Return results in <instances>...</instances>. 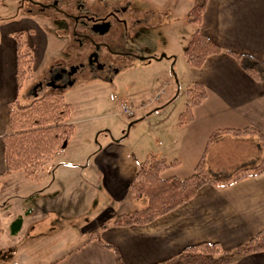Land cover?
<instances>
[{"label":"crops","instance_id":"1","mask_svg":"<svg viewBox=\"0 0 264 264\" xmlns=\"http://www.w3.org/2000/svg\"><path fill=\"white\" fill-rule=\"evenodd\" d=\"M52 1L54 0H49L46 5ZM56 1L57 8L41 7L35 3V11L27 7L22 12L18 8L13 16L0 18V177L13 174L4 172L2 136L8 132L9 103L15 99L21 102L19 92L22 88L17 90L16 42L13 33L19 30L27 33V44L33 52L32 73L37 59L49 51V34L60 41L61 50L55 53L56 56H61L66 51V41L74 45L70 34L74 21L60 10L72 14L74 8L60 0ZM190 7L191 3L189 9ZM199 28L222 51L207 56L198 67L189 66L185 57V61L181 59L173 72L178 90L164 106L160 105L161 96L165 92L163 88L158 91L157 85L168 70L160 65V61L165 59L173 60L174 64L178 62L179 57L174 56L177 51L175 48H160V51H164V57L156 59L159 60V65L150 70L151 76L144 81L143 88L138 89L135 81L124 78L119 80L117 86L121 91L115 105L123 100L144 102L155 91L159 92L157 111L152 114L143 111L140 114L142 117L130 125L131 128L137 125L142 127V132L138 135V147L116 144L114 139H108L103 145L84 152L89 157L86 163L68 162L64 165L53 162L60 153L58 151L44 165L42 171L67 172L71 177L73 188L69 189L72 191L66 188L70 183L69 179L60 176L56 178L55 174L51 182L57 184L59 196L53 202L47 201L42 205L40 192H30L21 198L25 205L22 208L23 215H16V212L6 213L9 207L8 196L0 195V251L7 250L9 254L14 252V241L18 233L23 228L30 229L34 226L32 220H27L28 217L39 213L52 214L54 212L51 209L63 207L61 204L77 209L86 199V192L82 191V187L89 185L94 196V187L100 184L108 196V206L104 213L91 225L87 224L84 240L45 264H119L113 251L103 247L97 240L90 239V233L103 222L146 205L144 197L134 198L129 192V183L139 164L146 158L153 155L169 163V167L161 173L163 176L185 177L193 172L199 158L204 154L207 174L220 180L229 179L244 169H252L261 162L263 144L257 134L220 133L211 139L210 136L219 129L242 128L248 125L264 136V80L251 78L230 53L252 55L264 64V0H207ZM120 33L121 29L118 36H114L115 41L120 39ZM191 33L192 30L187 29L173 43H178L183 49ZM124 60L126 64L120 72L129 66L127 58ZM193 82L204 86L205 98L193 106L191 120L179 123V114L185 107L186 89ZM40 86L44 85L39 83L30 91L24 92L23 96L30 101L48 90ZM182 93L184 98L178 103ZM138 94L145 97L138 100ZM41 172L32 178L24 174L23 176L34 180ZM66 192H72L67 201L63 198ZM127 205H132V210L126 211ZM41 206L44 212L39 210ZM18 216L22 218L20 228L12 232V222ZM62 225H56L55 228ZM262 230L264 171L227 186L203 184L190 200L149 223L108 225L99 234L105 243L116 248L123 264H157L176 255L183 248L200 242L218 243L224 249H232ZM5 242L8 243L4 245ZM233 264H264V252L235 256Z\"/></svg>","mask_w":264,"mask_h":264},{"label":"rangeland","instance_id":"2","mask_svg":"<svg viewBox=\"0 0 264 264\" xmlns=\"http://www.w3.org/2000/svg\"><path fill=\"white\" fill-rule=\"evenodd\" d=\"M60 1L71 7L78 0ZM47 2L49 0H0V18L13 16L18 8L22 9V12H25L27 7L35 11L36 6L32 3L46 4ZM79 2L85 8H90L93 11L122 13L124 17H128L130 13L134 17H139L140 23L133 27L134 34L132 36L122 34V49L126 48L130 50L133 46L135 52L138 51L147 55L151 54L154 57L144 59L128 58L129 66L127 69L122 70L118 74L111 75L112 81L102 79L104 73L99 74L101 76L98 78L97 76L94 77V74L93 76L90 75V72L87 71L86 74L76 73L70 82H64L61 85L60 90L65 100L71 105L68 121L74 125L71 138L64 148L59 151L60 153L55 156L53 161L56 164L61 162L62 165L68 164V162L86 163L89 157L85 156L84 152L103 145L105 140L108 139H114V143L116 144L138 147V135L142 132V127L135 124L137 126L131 128L130 125L133 121L142 117L140 114L144 112L152 114L157 111L159 97L157 98L156 96L159 90L163 88L165 92L161 96L162 104L160 106L167 104L172 94L177 92L178 88L175 85V79H173V72H175L176 66L181 59L185 61L183 54L184 47L182 49L181 45L179 46L178 43L174 44L173 42L174 39H177L176 37L183 35L187 29H191L192 31L194 29V25L190 22L188 14L190 0H79ZM124 5H129L127 11ZM110 20H112V27L108 36H118L120 26L114 22L112 17ZM44 30L49 34L46 29ZM47 37H50L48 41L49 49H47L49 51L44 52V55L37 59L34 73L23 84L19 92V100L21 102H28V99L23 96L24 92L30 91L32 87H35L39 83L44 85L40 87H46L49 90L45 82L58 69L57 65L60 61L57 60L60 58V55L56 56L55 52L61 50V43L53 35L50 36L49 34ZM169 46L177 50L174 56H178L179 59L175 64L172 63L173 60L162 59L160 61V65L165 66L168 72L162 78L163 80L158 83V91H155L144 102L133 103L123 100L120 103L117 102L115 105L119 91H121L120 87L117 86L119 80L124 78L132 82L135 81L138 84L136 86L138 89L143 88L145 85L144 81L151 76L150 70L152 68L155 69L159 65V60L156 61V59L164 53L163 50L160 51V48H168ZM64 47L66 51H70L69 61L66 63L74 62L73 56L74 52H76V47L70 45L68 41H66ZM114 48L120 49L119 43L115 44ZM144 97L145 95H137L138 100ZM183 98L184 94L182 93L178 103H181ZM122 105H126L130 110H133L131 117L135 116V118L127 117L128 115L123 111ZM55 174L57 175L56 178L60 176L69 179L70 183L66 188L72 191V189H69L73 188L70 180L71 177L67 172L60 171L56 173L55 170L54 173L53 170L46 173L42 171L34 180L26 179L22 171L13 172L11 176L0 177V195L8 196L7 204L9 207L6 213L13 214L16 212V215L22 213V210H24L22 208H25V205L22 203L21 198L30 192L31 194L40 192V202L42 205H45L47 201L53 202L60 194L57 184L51 182ZM85 185V187H82V191L86 192V199L82 201L77 209L61 204L63 207L51 209L54 212L52 214L41 215L39 213L38 215L33 214L32 217H28L27 220H32L34 226L30 229L23 228L18 233L14 241V252H10L9 254L7 250L0 251V264H45L53 258L65 254L71 246L84 240L87 224L91 225L101 217L108 206V196L100 184L95 187L93 185L95 190L94 196L92 188L87 184ZM71 193H65L63 196L65 201H67ZM117 206L119 207L120 204H117ZM131 208H133L132 205L131 207L127 205L125 210L130 211L132 210ZM39 210L44 212L43 206ZM60 224L63 225L55 228L56 225L59 226ZM0 242H2V237ZM7 243L5 242L4 245Z\"/></svg>","mask_w":264,"mask_h":264},{"label":"trees","instance_id":"3","mask_svg":"<svg viewBox=\"0 0 264 264\" xmlns=\"http://www.w3.org/2000/svg\"><path fill=\"white\" fill-rule=\"evenodd\" d=\"M190 1L188 14L194 29L183 49V54L189 66L198 67L207 56L221 52L222 49L203 35L199 28L207 0ZM26 36L27 33L23 30L13 33L16 42L17 90H20L25 81L32 76L33 52L27 44ZM230 53L251 78L264 80V64L258 58L248 54ZM205 95L204 86L198 82H193L186 89L185 107L179 114V123L191 120L193 106L201 103ZM70 113L71 105L65 100L59 88H50L26 103L17 99L9 103L8 132L2 136L5 174L22 171L26 177L32 178L40 173L44 165L55 153L61 151L71 138L74 125L68 121ZM220 133L257 134L263 144L261 162L252 169H244L229 179L220 180L207 174L204 154L199 158L193 172L185 177L163 176L161 173L169 167V163L151 155L139 164L129 183L130 194L134 198L144 197L146 205L103 222L98 229L90 233V239H95L103 247L112 250L119 264H123L116 248L100 238V231L108 225L149 223L190 200L203 184L227 186L264 171V136L255 128L248 125L242 128L219 129L211 134L210 139ZM21 221L22 218L18 216L12 222V232L20 228ZM253 252H264V230L232 249H224L218 243L200 242L183 248L176 255L157 264H233L235 256Z\"/></svg>","mask_w":264,"mask_h":264},{"label":"flooded vegetation","instance_id":"4","mask_svg":"<svg viewBox=\"0 0 264 264\" xmlns=\"http://www.w3.org/2000/svg\"><path fill=\"white\" fill-rule=\"evenodd\" d=\"M37 4L41 7L53 6L57 8L58 1L54 0L47 5L42 3ZM129 5H124L126 11ZM72 6L74 8L72 14H69L66 10H59L62 14L71 16L74 21L70 29L73 44L76 47V52H74L73 56L74 62L66 63L69 61L70 53L64 51L58 59L60 61L57 65L59 70L57 69V71L53 72L46 80L49 87L60 89L61 85L64 82H70L76 73L86 74L87 71L90 72V75L93 76L94 74V77L97 76L98 78L101 76L99 74L104 73L102 79L112 81L111 75L118 74L120 69L125 67L126 63L124 59L154 57L151 54L145 56L138 53V51L135 52L133 46L130 50L126 48L122 49V34L131 35L134 32V25L140 23L139 17H134L130 13L128 17H124L122 13L93 11L90 8H85L79 0ZM111 17L121 29L118 41H115L114 37L108 36L112 27ZM117 43H119L120 49L114 48Z\"/></svg>","mask_w":264,"mask_h":264},{"label":"built area","instance_id":"5","mask_svg":"<svg viewBox=\"0 0 264 264\" xmlns=\"http://www.w3.org/2000/svg\"><path fill=\"white\" fill-rule=\"evenodd\" d=\"M156 97L158 98L159 94ZM156 97H155V99H156ZM122 107L124 109L123 111L125 112V114H127L128 116H132L133 115V110H130L129 107H127L126 105H122Z\"/></svg>","mask_w":264,"mask_h":264},{"label":"water","instance_id":"6","mask_svg":"<svg viewBox=\"0 0 264 264\" xmlns=\"http://www.w3.org/2000/svg\"><path fill=\"white\" fill-rule=\"evenodd\" d=\"M160 57L162 58V57H164V55L162 54Z\"/></svg>","mask_w":264,"mask_h":264}]
</instances>
